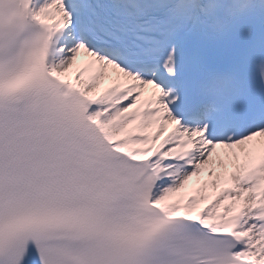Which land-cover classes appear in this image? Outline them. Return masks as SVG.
I'll list each match as a JSON object with an SVG mask.
<instances>
[{
    "label": "snow or ice",
    "instance_id": "1",
    "mask_svg": "<svg viewBox=\"0 0 264 264\" xmlns=\"http://www.w3.org/2000/svg\"><path fill=\"white\" fill-rule=\"evenodd\" d=\"M0 264H264V0H0Z\"/></svg>",
    "mask_w": 264,
    "mask_h": 264
}]
</instances>
